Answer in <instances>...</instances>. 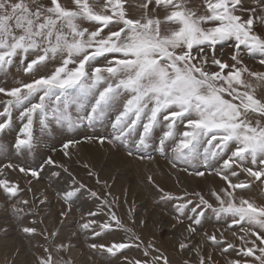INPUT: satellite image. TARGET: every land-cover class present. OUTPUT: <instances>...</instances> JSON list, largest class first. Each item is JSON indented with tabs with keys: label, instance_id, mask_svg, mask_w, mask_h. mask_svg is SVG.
Returning <instances> with one entry per match:
<instances>
[{
	"label": "snow or ice",
	"instance_id": "1",
	"mask_svg": "<svg viewBox=\"0 0 264 264\" xmlns=\"http://www.w3.org/2000/svg\"><path fill=\"white\" fill-rule=\"evenodd\" d=\"M55 132L59 149L45 151L44 134ZM10 134L0 153L39 159L0 164V176L18 177L0 178V237L38 238L32 264H72L66 257L80 236L101 264H172L156 232L136 230L146 219L126 193L112 192L114 178L109 184L85 163L93 186L73 171L85 143L124 149L138 163L158 154L169 175L222 182L206 195L173 191L145 173L155 197L145 212L165 208L173 227H183L179 264H264V200L249 195L264 194V0H202L196 11L187 0H0V139ZM45 170L53 182L67 178L55 192L61 227L45 223L47 192L36 195ZM81 197L95 208L62 236ZM209 213L225 221L230 238L198 231ZM115 231L126 235L104 241ZM133 248L139 255L127 256ZM23 252L17 247L15 256Z\"/></svg>",
	"mask_w": 264,
	"mask_h": 264
},
{
	"label": "rangeland",
	"instance_id": "2",
	"mask_svg": "<svg viewBox=\"0 0 264 264\" xmlns=\"http://www.w3.org/2000/svg\"><path fill=\"white\" fill-rule=\"evenodd\" d=\"M132 4L135 5L137 0H131ZM189 6L196 11L201 9L202 0H187ZM224 52H228V49L225 48ZM250 66L258 67L254 61L248 60ZM11 79V77H9ZM77 132H86L88 135H92L95 129L82 128L77 129ZM102 131V129H101ZM14 134H10L7 138L0 139V143H7L12 139ZM62 137L58 132L44 134V150L53 145L59 149V144H56L57 140H60ZM76 139L82 140V136L77 135ZM57 160H61L62 156L57 153L55 155ZM38 156L34 155H21L16 156L15 153H0V164L7 163L11 161L14 164L19 165H34ZM89 164L97 172L100 173L101 179H108L109 184L112 183L114 178L116 183L112 188V192L117 196H120L123 199L122 193L127 194V199L129 202H135L139 208L138 219H146V226L137 224V231L141 232L143 236L148 237L152 232H156L158 236V243L163 247V249L169 255L172 264H179L181 259L180 255L174 251V245L177 239L180 237L183 232L182 226L173 227L174 221L172 220V214L165 208H156L155 212L148 215L145 212V207L151 209L155 203V197L150 192L148 186L144 183L145 173L151 172L156 175V178L161 182L162 186H165L173 191H178L181 189L188 191H200L201 189L207 195L208 189L214 187L217 184H222L218 178L208 176L207 179L202 181H195L188 177H185L183 173L177 172L175 174L169 175L171 172L169 164L166 160L159 156L158 154L154 156V159L150 163H138L134 160L126 159V152L124 149L117 151L116 149L110 147H104L103 149L91 145V144H82L78 152H75L72 160V169L78 174L79 177H84L85 182L95 186V181L87 178V172L82 167L83 164ZM179 176L180 183L176 184V177ZM0 178H8L10 180H16L18 177L15 173L6 172ZM66 177H61L59 180L53 182V179L50 178L49 172L45 170L43 173V178L38 184H35L34 187L39 191L36 192L37 196H40L41 193L47 192V195L51 201V204L45 208V213H50V216L46 219L45 223L50 227H61V221L59 217V208L60 204L57 203L55 192L60 187H63L66 181ZM26 181L21 180V186L23 187ZM249 195L255 199L257 203H260L264 200V194L258 193L257 189H252L249 192ZM22 198H32V193H24ZM4 197L0 195V221L5 214L6 209L4 208ZM128 205H124L126 209ZM90 208H95V205L91 204L89 201H86L84 197H81L77 201L73 214L68 220L64 223L61 235L68 236L71 232L77 229L80 217L82 214ZM120 215H124V209H121ZM227 224L222 219L217 221V219L210 213L207 215L203 227L198 231L212 233L215 231H224L225 235L229 238L231 237V232L227 231ZM232 231H238V228H233ZM126 234L123 232L115 231L110 234H106L103 239L104 241H111L113 239L119 240L124 237ZM199 240V237L195 238ZM37 239L32 240L31 242L25 239L22 236L13 234L8 238L0 237V264H32L31 252L36 250L33 248V245L37 243ZM43 243V241H39ZM73 243L76 245L72 248L71 252L68 253L67 259L72 261V264H101L99 257H94L92 252L87 247L85 242V237L80 236L73 240ZM22 246L24 252L20 256H15V251L17 247ZM126 255L129 257L139 255V252L136 249L126 252ZM218 260L220 259L217 255ZM112 259V258H106ZM221 264L223 262L221 261Z\"/></svg>",
	"mask_w": 264,
	"mask_h": 264
}]
</instances>
